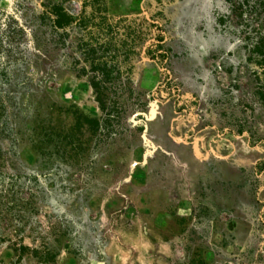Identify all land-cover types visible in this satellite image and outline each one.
<instances>
[{
	"label": "rangeland",
	"instance_id": "obj_1",
	"mask_svg": "<svg viewBox=\"0 0 264 264\" xmlns=\"http://www.w3.org/2000/svg\"><path fill=\"white\" fill-rule=\"evenodd\" d=\"M0 264H264V0H0Z\"/></svg>",
	"mask_w": 264,
	"mask_h": 264
},
{
	"label": "trees",
	"instance_id": "obj_2",
	"mask_svg": "<svg viewBox=\"0 0 264 264\" xmlns=\"http://www.w3.org/2000/svg\"><path fill=\"white\" fill-rule=\"evenodd\" d=\"M54 13L55 15H57V19H56V24L58 26H63L66 24H69L71 22V18L65 13V11L63 10V8L61 7H55L54 8ZM85 17L81 18V20H79V25L81 27L85 28Z\"/></svg>",
	"mask_w": 264,
	"mask_h": 264
}]
</instances>
